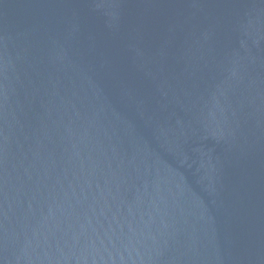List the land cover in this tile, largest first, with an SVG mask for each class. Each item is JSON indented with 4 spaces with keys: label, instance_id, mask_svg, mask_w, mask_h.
<instances>
[{
    "label": "water",
    "instance_id": "water-1",
    "mask_svg": "<svg viewBox=\"0 0 264 264\" xmlns=\"http://www.w3.org/2000/svg\"><path fill=\"white\" fill-rule=\"evenodd\" d=\"M0 264H264V0H0Z\"/></svg>",
    "mask_w": 264,
    "mask_h": 264
}]
</instances>
